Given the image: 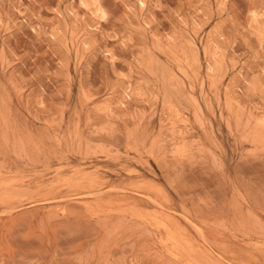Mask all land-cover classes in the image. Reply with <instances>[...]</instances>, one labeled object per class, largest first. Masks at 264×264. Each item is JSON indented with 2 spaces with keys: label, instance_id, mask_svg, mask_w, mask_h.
Segmentation results:
<instances>
[{
  "label": "rangeland",
  "instance_id": "374dc122",
  "mask_svg": "<svg viewBox=\"0 0 264 264\" xmlns=\"http://www.w3.org/2000/svg\"><path fill=\"white\" fill-rule=\"evenodd\" d=\"M0 264H264V0H0Z\"/></svg>",
  "mask_w": 264,
  "mask_h": 264
},
{
  "label": "bare ground",
  "instance_id": "6f19581e",
  "mask_svg": "<svg viewBox=\"0 0 264 264\" xmlns=\"http://www.w3.org/2000/svg\"><path fill=\"white\" fill-rule=\"evenodd\" d=\"M167 238H169V237H167ZM175 244V243H174Z\"/></svg>",
  "mask_w": 264,
  "mask_h": 264
}]
</instances>
